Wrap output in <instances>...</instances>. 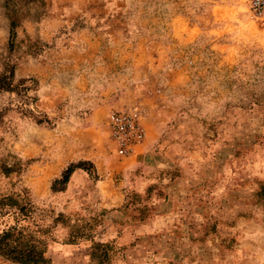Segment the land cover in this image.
Listing matches in <instances>:
<instances>
[{
    "label": "rangeland",
    "instance_id": "rangeland-1",
    "mask_svg": "<svg viewBox=\"0 0 264 264\" xmlns=\"http://www.w3.org/2000/svg\"><path fill=\"white\" fill-rule=\"evenodd\" d=\"M60 1L77 12L96 3ZM136 5L146 33L168 31L182 61L156 109L180 150L166 178L182 180L175 194L186 230H116V216L129 211L128 168L139 158L118 152L107 114L88 128L83 96L54 97L51 78L32 70L52 42L67 43L71 27L32 15L12 26L0 0V234L22 233L47 264H264V21L249 0ZM82 162L67 184L54 183ZM0 264L22 263L0 254Z\"/></svg>",
    "mask_w": 264,
    "mask_h": 264
},
{
    "label": "crops",
    "instance_id": "crops-1",
    "mask_svg": "<svg viewBox=\"0 0 264 264\" xmlns=\"http://www.w3.org/2000/svg\"><path fill=\"white\" fill-rule=\"evenodd\" d=\"M111 1L96 0L77 12L56 0L45 25L57 30L71 27L69 38L65 45L52 42L31 67L43 80L51 78L49 90L54 97L83 96L90 110L84 118L88 128L106 114L108 120L113 109L135 104L144 108L147 146L142 154H133L139 161L128 168L127 185L132 190L122 200L129 211H120L116 216L120 223L114 226L116 230H186L183 221L179 225L187 217L185 206L175 194L182 180L170 174L166 178L177 167L171 156L180 150L170 146L172 137L162 128L164 116L156 109L163 101L161 95L170 92L172 72L181 69L182 61L178 62L168 31L164 38L146 33L142 8L136 5L140 0ZM67 11L70 19L64 17ZM56 20L59 24H53Z\"/></svg>",
    "mask_w": 264,
    "mask_h": 264
},
{
    "label": "trees",
    "instance_id": "trees-1",
    "mask_svg": "<svg viewBox=\"0 0 264 264\" xmlns=\"http://www.w3.org/2000/svg\"><path fill=\"white\" fill-rule=\"evenodd\" d=\"M4 5L7 9L8 17L12 26H18L28 15H32L35 19H40L43 16H48L50 12V4H47L46 0H4ZM39 51L33 52L34 55H38ZM8 70L10 76L4 75L3 79L7 80L14 75V69ZM6 83V82H4ZM23 83V82H22ZM21 83V84H22ZM11 85L12 82L7 83ZM83 162L78 165H70L63 172L61 179H56L54 183L62 181L64 184L70 179V176L74 170L78 167H83ZM89 170V168H86ZM52 189H57L52 186ZM13 198H5L4 201H11ZM13 201V200H12ZM14 202V201H13ZM14 229L9 228L0 234V254L13 261L22 264H47L49 259L45 256V250L39 249L38 245L32 241L24 240L22 233L15 234Z\"/></svg>",
    "mask_w": 264,
    "mask_h": 264
},
{
    "label": "built area",
    "instance_id": "built-area-1",
    "mask_svg": "<svg viewBox=\"0 0 264 264\" xmlns=\"http://www.w3.org/2000/svg\"><path fill=\"white\" fill-rule=\"evenodd\" d=\"M249 9L254 17L264 21V0H249ZM108 127L110 137L122 156H131L147 144L149 130L145 123V110L139 104L111 110Z\"/></svg>",
    "mask_w": 264,
    "mask_h": 264
}]
</instances>
